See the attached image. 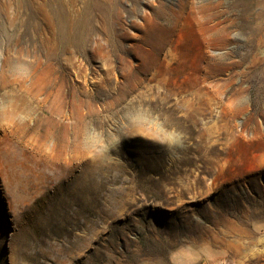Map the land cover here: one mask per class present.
Segmentation results:
<instances>
[{
  "label": "rangeland",
  "instance_id": "obj_1",
  "mask_svg": "<svg viewBox=\"0 0 264 264\" xmlns=\"http://www.w3.org/2000/svg\"><path fill=\"white\" fill-rule=\"evenodd\" d=\"M0 264H264V0H0Z\"/></svg>",
  "mask_w": 264,
  "mask_h": 264
},
{
  "label": "clouds",
  "instance_id": "obj_2",
  "mask_svg": "<svg viewBox=\"0 0 264 264\" xmlns=\"http://www.w3.org/2000/svg\"><path fill=\"white\" fill-rule=\"evenodd\" d=\"M129 133L159 143L170 151L180 150L184 146L183 134L169 125L166 117L153 111L146 103L133 102L124 113L122 132L109 131L88 124L82 131V148L92 158L103 160L108 158L111 152L119 149L123 138Z\"/></svg>",
  "mask_w": 264,
  "mask_h": 264
}]
</instances>
